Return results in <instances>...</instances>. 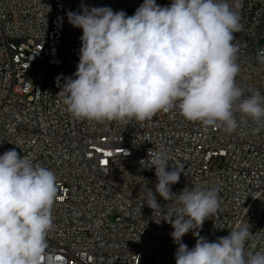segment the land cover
I'll use <instances>...</instances> for the list:
<instances>
[{
    "label": "built area",
    "instance_id": "1",
    "mask_svg": "<svg viewBox=\"0 0 264 264\" xmlns=\"http://www.w3.org/2000/svg\"><path fill=\"white\" fill-rule=\"evenodd\" d=\"M142 3L0 0V155L15 148L57 177L48 264H176L171 225L157 224L146 205L140 212L141 185L148 182L155 191L156 183L155 169L145 159L161 146L170 156L168 170H183L173 192L218 189L220 208L200 235L214 241L247 225L254 235L247 250L264 251V122L237 113L240 127L229 134L188 121L173 109L144 122L98 123L73 118L56 95L63 77L76 71L81 46L82 30L68 23L66 13L84 4L131 16ZM170 3L157 0L161 6ZM241 3L242 29L233 43L239 49L236 79L246 97L249 89L264 94V63L258 60L264 50V0ZM196 239L189 232L183 242L191 248Z\"/></svg>",
    "mask_w": 264,
    "mask_h": 264
},
{
    "label": "clouds",
    "instance_id": "2",
    "mask_svg": "<svg viewBox=\"0 0 264 264\" xmlns=\"http://www.w3.org/2000/svg\"><path fill=\"white\" fill-rule=\"evenodd\" d=\"M241 7V0H171L166 6L143 0L129 16L81 4L66 13L68 23L82 30L79 62L56 95L73 118L98 123L144 122L178 109L188 121L229 134L240 127L237 113L260 124L264 94L249 89L245 97L236 79L239 49L233 41L242 29ZM258 60L264 63V50ZM145 160L155 169L156 183L155 191L148 182L141 185L140 212L146 205L157 224L171 225L176 264H264V251L246 248L254 236L247 225L214 241L200 235L220 208L216 187H185L177 194L171 186L183 170H168L167 150L150 149ZM57 194L52 170L15 148L0 155V264H48ZM189 232L197 238L191 248L183 242Z\"/></svg>",
    "mask_w": 264,
    "mask_h": 264
},
{
    "label": "rangeland",
    "instance_id": "3",
    "mask_svg": "<svg viewBox=\"0 0 264 264\" xmlns=\"http://www.w3.org/2000/svg\"><path fill=\"white\" fill-rule=\"evenodd\" d=\"M48 72H50V71H48ZM29 73H30L29 81H30L31 84H34L35 83V80H36V77H35V75H36V68L35 67H32L30 69V72Z\"/></svg>",
    "mask_w": 264,
    "mask_h": 264
}]
</instances>
